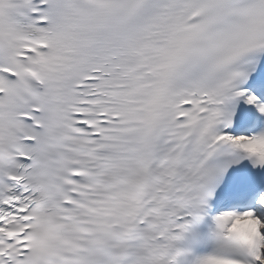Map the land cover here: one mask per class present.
Listing matches in <instances>:
<instances>
[{"label": "snow or ice", "instance_id": "1", "mask_svg": "<svg viewBox=\"0 0 264 264\" xmlns=\"http://www.w3.org/2000/svg\"><path fill=\"white\" fill-rule=\"evenodd\" d=\"M0 264H264V0H0Z\"/></svg>", "mask_w": 264, "mask_h": 264}]
</instances>
